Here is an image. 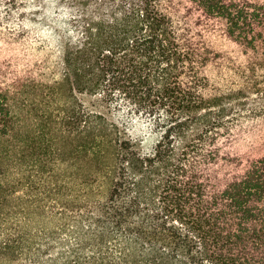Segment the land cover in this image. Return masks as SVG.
<instances>
[{
	"label": "trees",
	"instance_id": "trees-1",
	"mask_svg": "<svg viewBox=\"0 0 264 264\" xmlns=\"http://www.w3.org/2000/svg\"><path fill=\"white\" fill-rule=\"evenodd\" d=\"M22 263L264 264V0H0V264Z\"/></svg>",
	"mask_w": 264,
	"mask_h": 264
},
{
	"label": "rangeland",
	"instance_id": "rangeland-1",
	"mask_svg": "<svg viewBox=\"0 0 264 264\" xmlns=\"http://www.w3.org/2000/svg\"><path fill=\"white\" fill-rule=\"evenodd\" d=\"M88 104V102H86ZM120 120L124 123L128 130L132 134H139L138 130L141 129V125L137 126L135 123H128L126 120L120 118ZM58 223L48 220L47 218H35L29 224H26V230L30 231L33 234H38L40 236L44 234H48L49 232L55 230L57 228ZM26 264V263H22Z\"/></svg>",
	"mask_w": 264,
	"mask_h": 264
}]
</instances>
